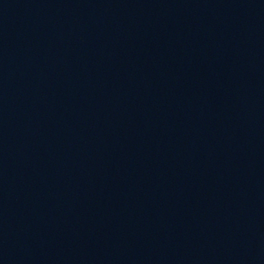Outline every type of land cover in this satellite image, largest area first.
Listing matches in <instances>:
<instances>
[{"label":"water","instance_id":"water-1","mask_svg":"<svg viewBox=\"0 0 264 264\" xmlns=\"http://www.w3.org/2000/svg\"><path fill=\"white\" fill-rule=\"evenodd\" d=\"M0 264H264V0H0Z\"/></svg>","mask_w":264,"mask_h":264}]
</instances>
